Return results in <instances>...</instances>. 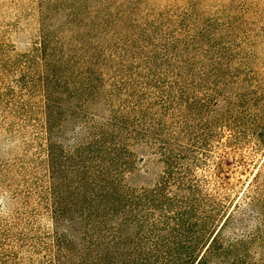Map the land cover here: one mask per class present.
<instances>
[{"label":"trees","instance_id":"trees-1","mask_svg":"<svg viewBox=\"0 0 264 264\" xmlns=\"http://www.w3.org/2000/svg\"><path fill=\"white\" fill-rule=\"evenodd\" d=\"M57 1L68 8L51 26L45 20L59 10L42 2L36 71L27 75L50 182L11 192L27 213L15 212L18 224L36 226L44 213L52 221L46 257L30 254L29 264H62L73 251L89 264H160L145 249L171 245L186 249L184 264H252L264 249V161L234 204L207 173L216 150L264 151L257 40L236 35L232 13L213 0ZM155 160L156 183L130 188L137 163ZM197 249L206 251L196 258Z\"/></svg>","mask_w":264,"mask_h":264},{"label":"rangeland","instance_id":"rangeland-1","mask_svg":"<svg viewBox=\"0 0 264 264\" xmlns=\"http://www.w3.org/2000/svg\"><path fill=\"white\" fill-rule=\"evenodd\" d=\"M42 2L46 5L44 9H49L51 15L59 10L56 16L49 18L48 15L49 19L45 20V25H61L62 11L68 8L62 1L0 0V264H29L30 254H35L37 258L46 257V249L43 248L46 243L45 235L50 232L52 226L50 216L46 213L41 216L39 222H35L36 226L26 228L18 224L20 221L15 212L19 211L18 214L21 213L24 217L27 213L11 203L12 191L26 192L29 188L37 189L41 186L46 188L50 182L47 173L49 163L46 164V156L44 150L42 151V148L46 147V139L41 136L40 127L37 126L38 119L33 120L35 116H32L26 104L29 98L37 100L38 97L35 86L28 90L31 77L27 75L28 72L33 74L36 71L32 60L37 57L35 51L42 23ZM216 3L232 13L235 28L238 29L236 35L246 33L254 37L258 51L263 52L264 0H213L210 5L215 7ZM259 67L264 73V55L260 57L257 69ZM55 142L53 145L60 154L59 148L63 142ZM215 152L208 165L209 181L215 191L220 189L221 184L225 185L230 201L234 204L253 181L259 165L264 161V151L256 156H251L248 151L231 148L225 153L220 150ZM145 154V150L137 151L139 159ZM221 155L225 157L227 172V178L223 176V181L218 179L213 166ZM243 162L253 164V167L244 171L241 166ZM137 168L139 171L127 180L130 188L134 190L150 189L163 171L162 163L156 160L149 166L138 162ZM35 245L37 249H31ZM171 247L145 250L156 253L160 264H184L181 254L186 249H176L172 245ZM205 251L206 249H197L196 258ZM259 253L258 258L255 257L251 261L252 264H264V249L259 250ZM62 257V264H89L90 261L83 251L65 253Z\"/></svg>","mask_w":264,"mask_h":264}]
</instances>
